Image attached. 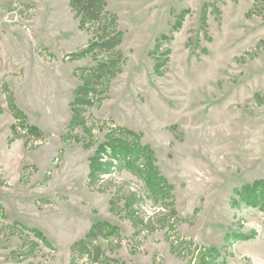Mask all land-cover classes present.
Listing matches in <instances>:
<instances>
[{
    "label": "rangeland",
    "instance_id": "rangeland-1",
    "mask_svg": "<svg viewBox=\"0 0 264 264\" xmlns=\"http://www.w3.org/2000/svg\"><path fill=\"white\" fill-rule=\"evenodd\" d=\"M109 19L123 62L82 109L96 25L0 0V264H264V0H106ZM98 221L117 229L93 262L72 244Z\"/></svg>",
    "mask_w": 264,
    "mask_h": 264
},
{
    "label": "trees",
    "instance_id": "trees-1",
    "mask_svg": "<svg viewBox=\"0 0 264 264\" xmlns=\"http://www.w3.org/2000/svg\"><path fill=\"white\" fill-rule=\"evenodd\" d=\"M106 0H69V6L76 16H79V25L95 24L92 37L88 43L89 48L96 54L110 53L106 58L98 59L89 76L77 85L74 92L73 104L77 108L87 109L93 106L99 96L100 86L107 77H111L120 70L123 55L115 50L122 41V33L114 28V20H101ZM26 134L34 139L43 136L42 131L34 126H26ZM250 186L241 187L239 193L246 194ZM244 200H252V197H243ZM252 198V199H251ZM257 198V197H256ZM116 226L108 221H98L79 239L73 242V250L79 253H91L93 262H98L102 256L100 246L95 242L100 238L113 235Z\"/></svg>",
    "mask_w": 264,
    "mask_h": 264
}]
</instances>
